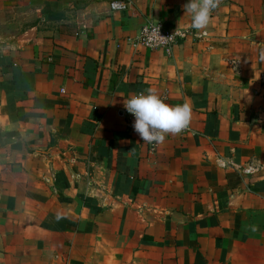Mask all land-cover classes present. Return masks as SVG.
I'll return each mask as SVG.
<instances>
[{
	"label": "crops",
	"instance_id": "0c3cea01",
	"mask_svg": "<svg viewBox=\"0 0 264 264\" xmlns=\"http://www.w3.org/2000/svg\"><path fill=\"white\" fill-rule=\"evenodd\" d=\"M111 1L0 0V264H264V0L200 32ZM150 21L170 56L129 45ZM149 88L193 112L155 148L123 106Z\"/></svg>",
	"mask_w": 264,
	"mask_h": 264
},
{
	"label": "clouds",
	"instance_id": "9594fccd",
	"mask_svg": "<svg viewBox=\"0 0 264 264\" xmlns=\"http://www.w3.org/2000/svg\"><path fill=\"white\" fill-rule=\"evenodd\" d=\"M222 0H189L184 5L185 14L191 16V26L198 32L206 30L211 23L212 13L219 8ZM158 36L161 40L168 38ZM123 106L134 116V131L143 143H163L169 135H179L186 131L192 121V107L187 102L171 106L165 103L155 90L149 88L147 94L132 95L123 100Z\"/></svg>",
	"mask_w": 264,
	"mask_h": 264
},
{
	"label": "built area",
	"instance_id": "2783aa9c",
	"mask_svg": "<svg viewBox=\"0 0 264 264\" xmlns=\"http://www.w3.org/2000/svg\"><path fill=\"white\" fill-rule=\"evenodd\" d=\"M109 7L111 11H119L124 12L127 11L130 8V3L127 0H113L109 3ZM158 30L159 35L165 38H168L167 40H161L158 36ZM178 37V34L172 30H166L163 28L162 25L153 23V22H147L145 25H143L139 31L138 34L128 40L129 45L135 49H144V50H150V51H162L166 55L170 56L173 50V47L176 43V39ZM261 83L264 84V75L261 77ZM165 103L166 100L164 98H161ZM128 119L130 121H135V118L133 115L128 113ZM189 132V129L182 132L181 134H186ZM151 148H155L158 144L151 143L149 144ZM251 170H246V173H250ZM80 177L76 176L75 179L78 180Z\"/></svg>",
	"mask_w": 264,
	"mask_h": 264
}]
</instances>
